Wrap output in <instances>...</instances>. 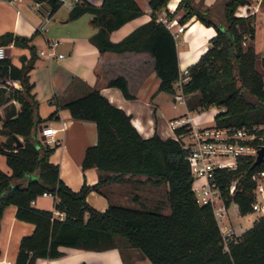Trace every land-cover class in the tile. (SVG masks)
<instances>
[{"label":"trees","instance_id":"16d2710c","mask_svg":"<svg viewBox=\"0 0 264 264\" xmlns=\"http://www.w3.org/2000/svg\"><path fill=\"white\" fill-rule=\"evenodd\" d=\"M53 13L62 0H46ZM169 0H149L151 17L136 25L120 39H112L111 31L126 20L139 15L143 8L138 0H102L93 3L76 0L70 7L75 17L85 10L92 12L97 29L90 35L100 50H149L155 56L160 76L159 89L175 91L174 81L180 71L176 35L158 12ZM249 0H226L225 21L222 22L210 7L197 0H179L173 16L180 11L179 22L198 18L216 28L210 45L200 57L189 64V77L183 83L187 105L191 109L222 104L214 114L218 124L240 125L244 122H264V73L257 65L255 23L251 13L238 14L237 7ZM2 41L13 40L28 45L30 55H22V64L10 56L0 58V80L9 76L21 80L11 94L21 101L18 111L3 120L0 131L7 134L0 139V153L6 155L11 172L0 166V225L3 210L9 203L17 205L19 218L34 222L31 232L19 241L14 264H39L40 255L62 253L60 244L103 248L122 242L139 247L154 264H264V214L225 246L223 230L210 202L197 199L186 148L175 136H163L158 131L144 135L131 119V114L113 102L100 88L71 96L59 103L46 116L39 113V99L34 91L30 70L37 56L36 44L30 42L34 33L23 35L6 31ZM264 70V51L261 56ZM131 96L127 78L119 74L109 80ZM59 105L67 106L77 118H90L97 125V139L89 143L82 159L83 168L96 166L99 178L86 181L79 187L70 186L60 174L59 162L50 158L60 141L49 142L40 133V124L58 115ZM186 124L175 127L181 132ZM263 134L264 127L260 130ZM18 134L22 142H17ZM239 162L236 167H218L215 179L226 206L232 200L241 213L252 211L256 179L252 173L264 169V157ZM145 173L155 182L168 183L167 198L171 209L145 204L133 205L110 201L104 209L94 206L87 198L90 189L125 174ZM238 178L233 192L230 182ZM51 190L58 199L55 207L64 212L61 217L52 208L33 204L32 198ZM78 264H90L81 262Z\"/></svg>","mask_w":264,"mask_h":264},{"label":"crops","instance_id":"0c3cea01","mask_svg":"<svg viewBox=\"0 0 264 264\" xmlns=\"http://www.w3.org/2000/svg\"><path fill=\"white\" fill-rule=\"evenodd\" d=\"M67 2L70 0H66ZM100 3L102 0H87ZM179 0H169L158 13L172 11ZM200 4L210 7L212 12L225 21L226 0H197ZM67 2L61 5L46 19V12L50 5L46 0H40V6H35V0H0V34L6 31L30 35L34 33L30 42L36 44L37 56L30 70V78L34 81V91L39 99V113L46 116L59 103L67 98L81 94L92 87H98L113 102L125 108L130 114L133 123L144 135L158 131L163 136L175 134V129L170 120L172 117L186 111V104L180 109L173 104V93L159 89L160 76L155 67V56L146 49L100 50L90 35L97 29L92 21V12L85 10L75 17L70 16V6ZM143 12L136 15L118 27L110 35L112 39H120L136 25L151 17L149 0H138ZM237 7L238 14L251 13L255 23V47L257 50V67L263 71L261 56L264 51V0H256L246 6ZM242 9H245L244 12ZM248 12V13H247ZM180 11L173 16L178 19ZM46 24L45 29L40 25ZM185 27L176 35L179 64L181 67L189 66L196 61L201 53L210 45V38L216 32L212 24H206L198 18L183 22ZM61 38L57 49L63 55L49 57L40 52L45 47L50 37ZM5 43L12 62L21 65L22 55H30L28 45L17 44L13 40L2 41ZM260 58L261 66L258 65ZM119 74L127 78V85L131 96L124 94L120 86L111 84L109 80ZM22 82L17 77L9 76L8 80H0V127L4 118L18 111L21 101L11 92L15 87H21ZM209 106V105H208ZM224 105L217 104L209 113L213 116L216 111L223 109ZM196 114L198 122H202V114ZM213 121V122H214ZM45 123L59 127L54 138L60 143L51 153L50 158L59 162L60 174L73 188H79L85 181L93 183L99 178V169L96 166L83 168L82 159L89 143L97 139V125L90 118H77L71 114L67 106L59 105L58 115L49 118ZM22 138L21 134H18ZM7 134L0 131V139L5 140ZM54 142V141H51ZM0 166L11 172V167L6 161V155L0 153ZM101 190L92 188L87 193L88 200L96 207L104 209L110 201L122 202L133 205L145 204L150 207H159L168 212L171 209L167 198L168 183L155 182L145 173L125 174L124 179H114L101 185ZM163 192L164 195H161ZM58 196L55 194H40L33 202L34 205L54 209L55 213L63 216L64 212L55 207ZM237 209L238 204L236 202ZM17 205L9 203L3 210L0 225V257L15 259L19 241L24 233L31 232L34 222L19 218L16 215ZM240 215L241 213L238 209ZM258 213V212H257ZM259 216V213H258ZM257 216V217H258ZM223 229L227 219L222 222ZM254 221V220H253ZM242 226H233L237 233L242 232L252 223ZM240 226V228H239ZM63 251L59 255L37 257L39 264H154L153 261L137 246L122 242L121 245H111L103 248L83 247L69 244H60Z\"/></svg>","mask_w":264,"mask_h":264},{"label":"built area","instance_id":"2783aa9c","mask_svg":"<svg viewBox=\"0 0 264 264\" xmlns=\"http://www.w3.org/2000/svg\"><path fill=\"white\" fill-rule=\"evenodd\" d=\"M76 0H62L71 5ZM254 0H249L242 3L246 9ZM35 6H40V0H35ZM245 9L240 11L244 12ZM248 13V12H247ZM50 7L46 12L48 19ZM158 20H163L175 34L183 30L185 25L179 22L175 16H169L167 12L158 13ZM46 24L43 21L40 28L45 29ZM61 38L53 36L48 38L45 47L40 49V52L52 57L55 55H63L64 52L57 49ZM7 55V45L0 43V58ZM190 74L189 66H180L178 77L175 79V91L173 92V104L187 105V93L183 89V83L188 79ZM188 107V105H187ZM191 108L171 118L170 122L175 127L181 124H186L187 128L181 132L176 131L174 136L180 140L183 147L186 148V157L190 163L192 174L195 180L199 179L194 184L197 199L200 202L212 203L217 218L224 216L227 211V206L222 197L219 186L215 179V170L218 167H236L239 162L249 159L250 156L256 157L258 148L264 144L261 141L263 134L260 130L264 127V122H244L240 125L234 124H218L215 121L212 123L198 122L196 114L191 113ZM198 111V109H194ZM59 127L53 126L50 123L42 124L40 133L45 134L48 141H57L53 136ZM252 177L256 179L255 199L252 202L253 210L260 214H264V169H259L252 173ZM239 183L238 178H233L230 182L229 191L233 192ZM42 194H54L51 190H44ZM32 198V202L35 201ZM223 237L225 246L231 239L235 238L240 233H237L235 228L227 223L223 227ZM0 264H14V260L8 257H0Z\"/></svg>","mask_w":264,"mask_h":264},{"label":"rangeland","instance_id":"374dc122","mask_svg":"<svg viewBox=\"0 0 264 264\" xmlns=\"http://www.w3.org/2000/svg\"><path fill=\"white\" fill-rule=\"evenodd\" d=\"M254 1H256V0H254ZM263 35H264V32H263ZM258 65L261 66L260 58L258 59ZM188 94L189 93H187V96H188ZM215 106H217V104H210L209 106L203 107V108H200L199 106H197L198 112H200V114L203 113L202 114V117H203L202 122L203 123H212L214 121L213 116H210L209 113H211L213 111ZM181 107H183V104L178 105L176 108L180 109ZM198 181H199V179H196L195 183H197ZM161 195H164L163 192H161ZM226 211H227V213L224 216L220 217V219L222 220V222H225L227 219H229L232 222L233 226H235V227L238 226L237 225L238 221H242L241 227H243V226L249 224L250 222H252L258 216V213L255 210L249 211V212L245 213L244 215H240L238 213L236 201H234V200H232L230 202V204L227 206ZM239 228H240V226H239Z\"/></svg>","mask_w":264,"mask_h":264},{"label":"water","instance_id":"95a60500","mask_svg":"<svg viewBox=\"0 0 264 264\" xmlns=\"http://www.w3.org/2000/svg\"><path fill=\"white\" fill-rule=\"evenodd\" d=\"M7 52H9V48H7ZM39 128L40 129L42 128V124L39 125ZM16 136H17V142L18 143H21L22 142L21 138L18 135H16ZM41 136L43 138H45V134L44 133H42ZM263 157H264V144H262L258 148V153H257V155H256L255 160H254L253 163H257V162L261 161Z\"/></svg>","mask_w":264,"mask_h":264}]
</instances>
